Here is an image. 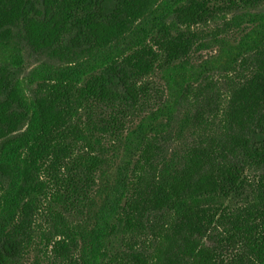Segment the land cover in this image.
Returning <instances> with one entry per match:
<instances>
[{
  "label": "trees",
  "instance_id": "obj_1",
  "mask_svg": "<svg viewBox=\"0 0 264 264\" xmlns=\"http://www.w3.org/2000/svg\"><path fill=\"white\" fill-rule=\"evenodd\" d=\"M0 264H264V0H0Z\"/></svg>",
  "mask_w": 264,
  "mask_h": 264
}]
</instances>
